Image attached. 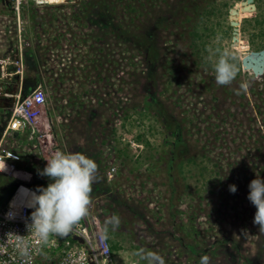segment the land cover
<instances>
[{"label": "rangeland", "instance_id": "1", "mask_svg": "<svg viewBox=\"0 0 264 264\" xmlns=\"http://www.w3.org/2000/svg\"><path fill=\"white\" fill-rule=\"evenodd\" d=\"M97 1L28 7L20 57L14 15L8 1L0 0V68L14 67L23 77L13 90L4 81L16 78H1L0 70V91L8 95H0V110H10L17 95L41 88L47 97L41 120L54 124L50 137L27 131L3 140L19 157L8 175L20 182L16 190L39 194L51 182L41 173L54 153L80 152L97 165L85 218L108 245L107 236L121 246L111 251L114 264H145L138 254L147 251L165 264H199L204 255L209 264H264V228L253 223L256 209L247 199L250 182L264 180V115L255 109L261 99L249 91H261L264 79L241 67L231 84L215 82V64L224 52L233 64L254 50L252 41L264 50V0H212V14L197 20V40L156 21L149 32H160V47L168 48L160 64L144 57L148 41L137 44L138 23L129 24L120 0H105L104 6ZM177 1L155 6L141 24L164 11L171 21L167 11ZM253 19L263 20L260 28ZM7 37L16 39L14 50ZM172 67L179 68L176 79ZM178 77H184L181 86ZM244 83L246 91L240 89ZM1 111L0 140L7 124ZM176 129L183 142L177 147ZM171 154L183 158L180 169L170 165ZM112 216L119 227L107 225Z\"/></svg>", "mask_w": 264, "mask_h": 264}, {"label": "built area", "instance_id": "2", "mask_svg": "<svg viewBox=\"0 0 264 264\" xmlns=\"http://www.w3.org/2000/svg\"><path fill=\"white\" fill-rule=\"evenodd\" d=\"M7 1L15 18L17 46L21 57V34L24 31L22 18L28 7L62 5L67 0ZM0 95L8 96L1 91ZM46 105V93L41 88H36L23 98L16 96L0 140V172L9 175L5 170L16 169L14 163L19 159L17 152L3 145L8 133L35 131L41 136H51L52 120H41ZM131 146H134L133 142ZM14 197L15 193L6 206L0 204V264H114L104 233L92 226L85 216L68 233L62 236L50 234L46 242L41 241L29 230L33 209L14 201ZM22 245L27 246L31 260L21 255ZM50 253L53 254L52 259H49Z\"/></svg>", "mask_w": 264, "mask_h": 264}, {"label": "clouds", "instance_id": "3", "mask_svg": "<svg viewBox=\"0 0 264 264\" xmlns=\"http://www.w3.org/2000/svg\"><path fill=\"white\" fill-rule=\"evenodd\" d=\"M235 76L236 66L229 62L228 52H224L215 64V82L221 86L229 85ZM248 87L247 83L240 85L243 91ZM96 171V163L80 152L73 154L57 151L47 161L41 175L48 177L51 182L47 187L40 188L39 194L33 193L29 204L33 209L29 230L39 240L46 242L50 234L62 236L68 233L87 214ZM248 188L247 199L256 209L253 223L264 228V180H252ZM229 191L234 194L236 186H230ZM119 224L117 216H112L107 221V225L112 228L119 227ZM21 255L31 260L27 246L22 245ZM138 255L147 264H165V259L155 252L147 251ZM199 264H209V257L202 256Z\"/></svg>", "mask_w": 264, "mask_h": 264}, {"label": "trees", "instance_id": "4", "mask_svg": "<svg viewBox=\"0 0 264 264\" xmlns=\"http://www.w3.org/2000/svg\"><path fill=\"white\" fill-rule=\"evenodd\" d=\"M108 1H112V0H108ZM120 2L122 3L121 8L123 10H126V16H127L126 18H128L129 24H134L135 21L138 23L136 25V28L139 31H138V34L135 35L136 38H134L136 40L137 44H138V42H141L143 40L148 41L146 56L144 55V57H147V60L154 62L155 64L161 63L160 58L163 55L164 51H166L168 48L166 49L163 46L160 47V44H159L160 32H152V31L149 32L151 25L153 27L154 23L157 21V26L164 24L166 29H168V27H170V26L175 27V28L180 27V29L182 30V31H180L181 37H183L185 35H189L192 38H194L195 40L200 39L201 35L199 33V28L202 26H200L201 23H199V24L197 23V20H199V21L202 20L204 14H209V15L212 14V12L210 10H212L211 4L213 3L212 0H179V1H177V3L175 5H172L173 7L169 8V11H167V14H171L173 16L171 21L165 19L166 11H164V12H162V13H164L163 16H160L162 13L160 15H158V13H157L156 20L155 21H154V19H152L151 21L148 20L149 23L146 24V26L144 27L141 24L140 19L142 17L147 16L148 13H150L151 10L154 9L155 6L157 7L158 5L160 6V4H163V5L168 7L166 0H120ZM158 2H160V3H158ZM96 4H100V5L102 4L104 6V4H107V3H105V0H99L96 2ZM113 4H114V2H113ZM110 6L113 8L112 4H110ZM157 8H159V7H157ZM193 16H194V19H192ZM245 22H251V21L246 20ZM253 22H254V28L255 27L260 28L262 23H263V20L258 21L256 19L255 20L253 19ZM189 24L192 27H190ZM126 26H127L128 31H129L127 24H126ZM189 27L191 29L192 28L194 29L192 34L189 32V29H187ZM259 32H261L262 36H264V31L261 30ZM7 34H10V33H7ZM7 39H8V41L11 40L8 42V45L12 48V50H14L16 48L15 47L16 46V39L14 38V40H13L11 37H7ZM175 43L173 45L174 47L176 46ZM251 47L255 51H259V50L263 49L262 47L261 48L260 47L254 48L253 41L251 42ZM233 64L236 66L237 70L239 72H241V69H242L241 68V62L238 59H233ZM172 68L173 69L170 70V74L173 76V78L176 79V76L174 73L176 71H178L179 68L178 67H172ZM175 68H178V69H175ZM183 79H184V77H178L179 83H177V85L181 86V84H183V82H181ZM169 82L171 83V81H169ZM169 82H167V83L170 84ZM152 83H154V81H152ZM249 91H250V94L256 95V96H258L259 99H261L260 100L261 104L255 103V109H256V113L259 116H261V118H262V116L264 115V111L262 110V105H264V96H263L264 90L263 89L261 91L259 90L256 93L254 88H250ZM9 111L10 110L5 109L4 111H1V112L3 113L4 117H6V116H8ZM172 135H174L172 142L176 145V147L183 144V142L178 139L179 138L178 129H176ZM138 139L142 140L146 146H149V143L146 140L145 136L141 135ZM180 151L181 150L178 149L176 152H180ZM171 156L172 157L169 160L170 165L172 167H174V166L177 167V170L180 169L184 163L182 160L183 158L180 157L181 159H178V158H176L178 156H175L172 154H171ZM176 160H181V161L176 162ZM16 167H17V169H19L18 165H16ZM19 184H20V182L17 181L16 179H14L13 177H9L8 175L0 172V204L2 206L7 205V203L11 199V197L14 195L16 188ZM107 239L110 243L109 247H110V250L112 252H117L118 250L121 249V246L118 245L117 243H112V241L109 239L108 236H107ZM52 257H53V254L50 253L49 259H52ZM142 261L145 264H147L146 260H142Z\"/></svg>", "mask_w": 264, "mask_h": 264}, {"label": "water", "instance_id": "5", "mask_svg": "<svg viewBox=\"0 0 264 264\" xmlns=\"http://www.w3.org/2000/svg\"><path fill=\"white\" fill-rule=\"evenodd\" d=\"M246 3L251 4L252 0H247L246 2H243L242 5H245ZM251 11L255 10L254 5H250ZM237 13L235 11H232L231 20H235ZM232 25L237 26L236 23H232ZM235 31H237L235 29ZM241 67L244 71H251L252 74L255 77H260L264 72V50L258 51V52H250L248 55L243 57L241 59Z\"/></svg>", "mask_w": 264, "mask_h": 264}, {"label": "crops", "instance_id": "6", "mask_svg": "<svg viewBox=\"0 0 264 264\" xmlns=\"http://www.w3.org/2000/svg\"><path fill=\"white\" fill-rule=\"evenodd\" d=\"M53 6H55V5H53ZM5 36H7V35H5ZM16 47V46H15ZM0 56L2 57V59H5V52L4 51H1L0 52ZM9 67L10 66H8V67H1L0 68V70H1V78H7V77H15L16 79H15V81H10L11 79L10 78H7V79H5V80H7V81H4L5 83H7L8 84V82H10L11 83V85H12V87H13V90H15V89H19V88H21V86H22V75H19V74H22V73H20V72H18V71H16L15 69H14V67L12 68V67H10V69H9ZM36 80L38 81V82H40V85L41 84H45L44 82H45V80H43V79H39L38 77L36 78ZM0 84L2 85V86H4V83H2V82H0ZM39 86V85H38ZM6 97V96H5ZM53 128H54V124H53ZM16 134V133H15ZM26 194L27 193H29V192H32L31 190H28V191H24ZM34 193V192H33ZM21 200V199H20ZM22 200H24V202H30V199L27 201V196H25L24 195V197H23V199Z\"/></svg>", "mask_w": 264, "mask_h": 264}, {"label": "bare ground", "instance_id": "7", "mask_svg": "<svg viewBox=\"0 0 264 264\" xmlns=\"http://www.w3.org/2000/svg\"><path fill=\"white\" fill-rule=\"evenodd\" d=\"M15 170H16V169H14V170H12V171H9V170H5V171H6L9 175L12 176ZM23 190H24V188L20 187V188L16 191V193H15V197H14V201H16L17 198H19V199L17 200V202L22 203V204L29 205L30 202H24V200H22L23 197H24V195H25V192H24ZM32 194H33V192H29V193H27V195H28V196H27V201H28L29 199H30V201H31ZM20 199H21V200H20Z\"/></svg>", "mask_w": 264, "mask_h": 264}, {"label": "flooded vegetation", "instance_id": "8", "mask_svg": "<svg viewBox=\"0 0 264 264\" xmlns=\"http://www.w3.org/2000/svg\"><path fill=\"white\" fill-rule=\"evenodd\" d=\"M259 51H261V50H259ZM250 52H258V51H254V50L251 51V50H250L249 53H250ZM249 53H247L246 55H248ZM246 55H245V56H246ZM252 75H253V74H252ZM253 76H254V75H253ZM263 76H264V72H263V74L261 75V78H262V79H264ZM263 84H264V83H263ZM261 88L264 90V85L261 86ZM262 89H261V90H262ZM263 96H264V95H263ZM263 111H264V109H263Z\"/></svg>", "mask_w": 264, "mask_h": 264}]
</instances>
